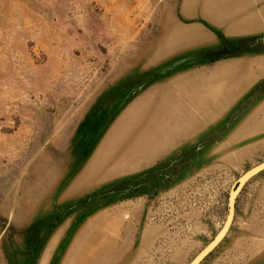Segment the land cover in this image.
<instances>
[{"label":"rangeland","instance_id":"rangeland-1","mask_svg":"<svg viewBox=\"0 0 264 264\" xmlns=\"http://www.w3.org/2000/svg\"><path fill=\"white\" fill-rule=\"evenodd\" d=\"M250 1L231 32L185 0H0V264H188L214 238L264 161ZM201 264H264V171Z\"/></svg>","mask_w":264,"mask_h":264},{"label":"bare ground","instance_id":"bare-ground-1","mask_svg":"<svg viewBox=\"0 0 264 264\" xmlns=\"http://www.w3.org/2000/svg\"><path fill=\"white\" fill-rule=\"evenodd\" d=\"M191 5L196 6L195 9L214 22L216 26L222 27L231 32L251 31L258 15L253 11V5L250 0H185V7ZM260 14L261 16L264 15V11H261ZM116 144H118L117 137H112L110 140H106L104 142V156H108Z\"/></svg>","mask_w":264,"mask_h":264},{"label":"water","instance_id":"water-1","mask_svg":"<svg viewBox=\"0 0 264 264\" xmlns=\"http://www.w3.org/2000/svg\"><path fill=\"white\" fill-rule=\"evenodd\" d=\"M262 171H264V162L247 170L238 178L237 182L234 184L228 194L227 217L222 228L214 236L213 240L200 253H198L192 259V261L189 262V264H201V262L221 243V241L229 232L233 223L235 215V203L238 195L242 191L245 184Z\"/></svg>","mask_w":264,"mask_h":264},{"label":"trees","instance_id":"trees-1","mask_svg":"<svg viewBox=\"0 0 264 264\" xmlns=\"http://www.w3.org/2000/svg\"><path fill=\"white\" fill-rule=\"evenodd\" d=\"M241 51V49H239L238 51H236V52H240Z\"/></svg>","mask_w":264,"mask_h":264}]
</instances>
